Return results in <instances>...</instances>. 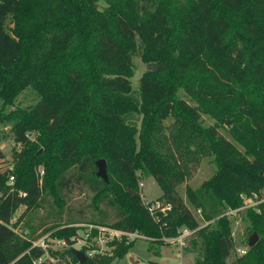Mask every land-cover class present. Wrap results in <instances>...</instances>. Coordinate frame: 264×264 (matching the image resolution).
<instances>
[{"label":"trees","instance_id":"trees-1","mask_svg":"<svg viewBox=\"0 0 264 264\" xmlns=\"http://www.w3.org/2000/svg\"><path fill=\"white\" fill-rule=\"evenodd\" d=\"M136 56L147 68L134 87ZM28 88L36 102L21 106ZM3 125L23 149L3 169L0 147V264H120L135 243L126 235L110 251L83 246L78 261L72 238L88 224L138 232L156 256L188 227L195 264H264V203L246 210L260 239L244 254L223 215L264 184V0H0ZM206 157L214 174L186 191L202 226L179 187ZM101 158L109 182L96 174ZM147 176L171 205L159 219L141 194ZM75 190L93 194L91 218L48 214L38 232L30 215L47 200L62 218ZM47 234L69 239L52 252L58 263L34 245Z\"/></svg>","mask_w":264,"mask_h":264},{"label":"rangeland","instance_id":"rangeland-1","mask_svg":"<svg viewBox=\"0 0 264 264\" xmlns=\"http://www.w3.org/2000/svg\"><path fill=\"white\" fill-rule=\"evenodd\" d=\"M134 63H135V74L132 77V82L134 87H137L140 77L142 74L145 72L147 65L146 63L142 60L140 56H136L134 58ZM36 94L31 88L26 89L22 95L20 96V101L19 104L21 106H29L31 104H34L36 102ZM204 122L205 124H213L215 121L213 118H211L208 115H203ZM223 133H226V130L224 127H221L220 129ZM0 147L3 150L5 157L3 158L2 162V167L3 169L10 168L11 166L14 165L15 161V152H19L21 149H23V146L20 144H17L13 138V134L11 131V128L9 125H3L0 126ZM216 166L212 162L211 157H206L202 160L196 171L194 172V175L190 180L187 182L183 183L179 187V191L184 198L185 202L188 204L192 212L196 215V217L199 219L202 225H204L207 220H204L202 216L198 213V209L194 207L188 198L187 195V187L188 185L191 186L193 189H197L200 187V185L210 178L214 172H215ZM37 171L40 175L43 173V166H39L37 168ZM143 182V185L141 184ZM140 182V190L143 198L146 201H155L159 196L162 195V190L159 186V184L156 182L153 176H147L143 177L142 181ZM92 193L88 192H83L79 193L78 190H75L73 193L70 195H66L65 200H66V207L63 209L62 213V218L60 217L61 213H57V206H53L52 202H47V200L44 202L45 206L44 208L34 211L30 216H32V222L36 225L39 226L38 232H41L44 230L45 226H40V223L43 218L47 217L46 215L50 214L52 216V219L49 221V223H55V220L62 223L63 225L66 223V220L68 219V216L71 215V211L74 213H77L78 209H86L85 214L87 217L91 218V214L93 213V208L90 206V203L92 201ZM52 201V200H50ZM25 207L21 206L17 212V214H21L24 211ZM26 220V219H25ZM231 227H232V232L234 233V239H235V251L237 254H241L239 252L240 248H245L246 250L248 249V240L250 236L256 232L252 231L250 227V223L246 217V211H242L239 215L235 216V218H231ZM24 226V222L20 227H18V230L22 229ZM89 231L88 228L82 229L80 232L82 235H85ZM258 233V232H257ZM106 236H109L108 233H106ZM93 235V234H92ZM259 235V234H258ZM49 234L45 235L44 237L48 241L46 246V255L44 258L50 259V261H54L55 263H58L59 260L56 258L52 252L55 250L59 251H64V248L69 245L66 241L63 239H57V238H48ZM43 237V238H44ZM172 237L169 238L168 241H171ZM74 241L72 246L80 249L79 243L80 240H82V236L80 238H72ZM191 236L187 241H192ZM260 239V235H259ZM42 241V240H41ZM89 241H94L93 243H96L100 245L101 249H105L110 251L111 247L108 246V244H104L102 239L96 238V237H91ZM191 243L189 242L188 245ZM180 249V246L178 244L170 243L169 244H164L161 246V253L160 256H156L154 252L149 249V241L145 237H138L135 238V243L133 247L130 249V251L120 259V264H148L150 261H156L158 264H177L179 259H177L176 252ZM82 250V249H81ZM195 256H197V252H194ZM186 261L185 264H194V261L192 260L191 255H186Z\"/></svg>","mask_w":264,"mask_h":264},{"label":"built area","instance_id":"built-area-1","mask_svg":"<svg viewBox=\"0 0 264 264\" xmlns=\"http://www.w3.org/2000/svg\"><path fill=\"white\" fill-rule=\"evenodd\" d=\"M14 181V175L10 176V182L13 183ZM141 184L143 185V182H141ZM242 199H243V204L240 207L237 208H229L227 209V211L223 214L226 215L229 219L231 218H235V216L239 215L242 211H246L250 208H253L254 210H256L258 213L261 212V204L264 203V184L262 186V188L260 189V191H256L254 193H252L251 195H247V194H243L242 195ZM145 203L147 205H149V210L151 211L152 216L155 219H159L160 217V213L163 214H167L169 210H171V205L167 204V203H163L161 200H155L153 201H146ZM198 213L201 215L202 211L201 209H198ZM208 222H206L204 225H207ZM202 225V226H204ZM87 228L89 229V231L87 233H85V235H82V233L80 231H78V234L76 236H74V238L78 237L80 238L82 236V240H80L79 243V247L80 249H82L83 246H89L92 245L94 241H89L91 237H96V238H100L102 239L104 244H109L111 241L115 240V239H120L123 235H126L127 238L132 241L135 240V238L138 237H145L146 236L138 233V232H127V231H123V230H119V229H114L108 226H102V225H94V224H88ZM93 229H97V233L93 234ZM194 230L188 228V227H184L180 230V233L175 236L172 237L170 240L168 241L169 238H165L166 241L170 242V243H174V244H178L181 248H184L187 240L190 238V236L193 234ZM108 233L109 236H106ZM93 234V235H92ZM234 235V233H233ZM42 240V241H41ZM46 238L42 237L39 240H37L36 242H34V245H40L42 247H44V245L46 246ZM65 241V240H64ZM97 246H99L100 251H103V249H101L100 245H98L96 243ZM105 250V249H104ZM97 249L92 248L90 251H88L89 253H94L96 252ZM247 250L245 248H240L239 252L241 254H244ZM43 261V257L39 258L35 261V264H41V262Z\"/></svg>","mask_w":264,"mask_h":264},{"label":"water","instance_id":"water-1","mask_svg":"<svg viewBox=\"0 0 264 264\" xmlns=\"http://www.w3.org/2000/svg\"><path fill=\"white\" fill-rule=\"evenodd\" d=\"M96 165L98 168L96 172L97 176L102 178L104 181L109 182L106 159L105 158L98 159L96 161ZM258 241H259V235L257 232H254L248 240L249 246H254ZM66 242L69 243V239H67ZM71 251L76 256V258L80 263H84L87 260V255L83 250L71 246Z\"/></svg>","mask_w":264,"mask_h":264},{"label":"crops","instance_id":"crops-1","mask_svg":"<svg viewBox=\"0 0 264 264\" xmlns=\"http://www.w3.org/2000/svg\"><path fill=\"white\" fill-rule=\"evenodd\" d=\"M177 257V260L178 263L177 264H185V261H186V258L187 256L186 255H191L192 256V260L194 261V264L196 262V256H195V253L193 251H187L185 250V248H181L175 253Z\"/></svg>","mask_w":264,"mask_h":264}]
</instances>
